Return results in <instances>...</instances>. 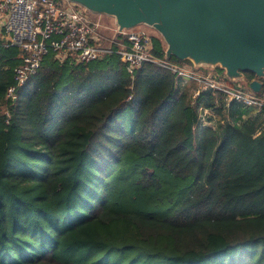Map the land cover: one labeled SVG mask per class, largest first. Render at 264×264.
I'll list each match as a JSON object with an SVG mask.
<instances>
[{
  "label": "trees",
  "instance_id": "1",
  "mask_svg": "<svg viewBox=\"0 0 264 264\" xmlns=\"http://www.w3.org/2000/svg\"><path fill=\"white\" fill-rule=\"evenodd\" d=\"M3 44L0 264H264V109L235 118L155 65L54 53L5 101L22 53Z\"/></svg>",
  "mask_w": 264,
  "mask_h": 264
},
{
  "label": "built area",
  "instance_id": "2",
  "mask_svg": "<svg viewBox=\"0 0 264 264\" xmlns=\"http://www.w3.org/2000/svg\"><path fill=\"white\" fill-rule=\"evenodd\" d=\"M101 27L93 14L65 0H0L3 45L22 53L21 64L14 69L15 85L7 89L5 101L14 100L17 90L36 75L44 57L54 53L59 62L69 59L84 65L116 56L129 74L142 65H155L171 73L175 81L194 83L198 88L192 94L193 103L202 92L209 91L221 95L226 106L236 104L254 111L264 109V99L243 84L228 85L224 76L157 58L152 54V37L145 31L137 27L124 30L117 40V37L107 39L101 35ZM203 113L209 121L211 114L205 110ZM199 122L201 127L211 125L201 119Z\"/></svg>",
  "mask_w": 264,
  "mask_h": 264
},
{
  "label": "water",
  "instance_id": "3",
  "mask_svg": "<svg viewBox=\"0 0 264 264\" xmlns=\"http://www.w3.org/2000/svg\"><path fill=\"white\" fill-rule=\"evenodd\" d=\"M111 18L116 36L144 26L165 45L164 58L194 69L219 68L254 94L264 80V0H65ZM245 73L255 79L247 82ZM15 101V100H14Z\"/></svg>",
  "mask_w": 264,
  "mask_h": 264
},
{
  "label": "rangeland",
  "instance_id": "4",
  "mask_svg": "<svg viewBox=\"0 0 264 264\" xmlns=\"http://www.w3.org/2000/svg\"><path fill=\"white\" fill-rule=\"evenodd\" d=\"M94 18H96V19H98V21H99V23L101 24V28L99 29V31L101 32V34L104 36V37H106L107 39H110V38H113L114 36H115V30L113 29V22H112V19L111 18H108V17H104V16H95L94 15ZM111 23V24H110ZM111 25V26H110ZM137 29H140V30H143V31H145L148 35H150L152 38H159V39H161L160 38V36L154 31V30H152V29H149V28H147V27H144V26H139V27H137ZM121 39V35H119V36H117V40H120ZM172 61V60H171ZM173 62V61H172ZM174 63H176V62H174ZM177 64H180V65H189V64H186V63H177ZM200 71H203L204 73H212V74H221L220 72H218L217 71V69H215V70H201V69H199ZM222 71V70H221ZM222 75V74H221ZM225 81L228 83V85H232L233 83H231V82H228L226 79H225ZM243 85H245V84H243ZM193 89V90H192ZM192 93L195 91V88L193 87V88H191V90H190ZM263 94H264V91L262 90L259 94H256V96H258L259 98L260 97H262L263 96ZM231 105V104H230ZM229 105V106H230ZM224 106V108L225 109H227L229 106L227 105H223ZM244 109V108H243ZM4 109L2 108V109H0V112H2ZM203 110H205V111H207V113H210V111L209 110H206V109H203L202 108V106L201 105H198L197 106V111L199 112V115H200V118H199V121H200V119H201V121L202 122H204V123H210V124H214V123H211V120H209V121H207V118H208V116L206 115H204V113H203ZM247 110H251V109H247ZM211 115H209L210 116V118H212L213 119V117L215 116L213 113H210ZM230 120V122L231 123H234V122H236V121H234V122H232V119L230 118L229 119ZM240 121H243V120H240ZM213 122H214V119H213ZM239 121H237V123H238ZM209 124V125H210Z\"/></svg>",
  "mask_w": 264,
  "mask_h": 264
},
{
  "label": "crops",
  "instance_id": "5",
  "mask_svg": "<svg viewBox=\"0 0 264 264\" xmlns=\"http://www.w3.org/2000/svg\"><path fill=\"white\" fill-rule=\"evenodd\" d=\"M95 16H98V15H95ZM105 17V16H104ZM112 22H113V20H112ZM111 24V23H110ZM111 26V25H110ZM113 29L116 31V27H115V25H114V22H113ZM2 34H1V30H0V39L1 40H3V38H2V36H1ZM163 42V41H162ZM163 45H164V43H163ZM164 51H165V45H164ZM217 74V73H216ZM218 75V74H217ZM220 76H224L223 74L221 75V74H219ZM189 84H193L192 82H186V81H183V80H178V81H175V94H176V97H179L180 95H181V93L186 89V88H189L190 86H189ZM193 86H194V88H195V91H196V89L198 88L197 86H195L194 84H193ZM193 90V89H192ZM215 97H218V96H216V95H214ZM222 103H223V101H221ZM223 105H225L224 103H223ZM237 109H242V108H237ZM242 110H245V111H247V114H243V115H240L239 116V114L238 113H235L234 114V117L235 118H240V119H247V118H249V117H252V116H255L256 115V111H254V110H247V109H242ZM261 128L262 129H264V121L262 122V124H261Z\"/></svg>",
  "mask_w": 264,
  "mask_h": 264
}]
</instances>
